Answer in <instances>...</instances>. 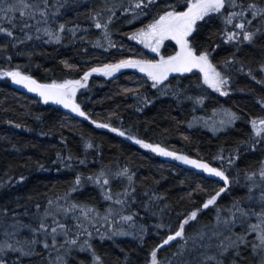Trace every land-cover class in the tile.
Wrapping results in <instances>:
<instances>
[{"label": "trees", "instance_id": "obj_1", "mask_svg": "<svg viewBox=\"0 0 264 264\" xmlns=\"http://www.w3.org/2000/svg\"><path fill=\"white\" fill-rule=\"evenodd\" d=\"M61 2L63 7L58 18L67 20L70 24L87 25L86 30L81 28L77 32V36L84 39L70 40V33H66L60 42H49L44 36L43 39L34 38L16 47L10 44L7 53L0 50V67H20L21 71H26L44 82L80 78L89 67L115 61L121 56L154 57L130 36L125 35L139 27V24L126 23L129 14H122L120 10H117L118 18L111 25L114 46L109 45L102 35L103 30L94 26L89 12L90 9L100 10L106 0ZM112 2L113 0H107V3ZM223 28L222 18L207 21L196 34L195 43L201 49H214V62L231 78L230 90L226 95L215 93L203 85L197 72L176 76L167 81L171 85L164 89L167 94H161L160 89L152 88L149 79L133 82L142 78L131 72L113 78L92 73L88 83L82 84L83 87L77 90L76 97L82 108L94 119L101 121V125L74 118L60 109L44 105L21 92L10 80H0V240L4 238L5 229L10 230L9 221L14 219L11 212L20 214L18 218L25 223L36 224L44 208L49 206V199L62 198L65 193L71 200L96 203L103 210L101 203L105 201L99 189L87 182L88 174L102 165L113 171L127 165L135 174L137 200L134 205L143 214L136 215L131 223L144 227L142 236L140 230L132 237H93L92 243L104 264H147L152 248L169 234L157 227L159 223L167 225L172 221L174 228L179 227L183 216L198 208L200 211L195 220L208 225L213 219V213L228 209L235 198L245 197L246 187L239 185L232 188L231 183L215 204L203 208L208 195L217 191L211 186V181H206L201 175L187 176L184 170L190 169L185 165L162 160L165 156L161 155L160 158V155L143 148L130 137L102 127L103 123H111L139 138L208 160L217 167L221 166L213 159L214 156L232 155L236 157L234 166L237 172L257 169L264 160V148L251 149L241 142L249 141L252 136L250 118L264 116V105L259 102L264 97V83H261L264 80V70L259 68L264 63V22L259 18L253 20L250 30H262L252 42L245 41L241 44L239 50L236 42L223 41L220 35ZM4 42V34H0V43ZM120 44L125 47L120 48ZM162 52L164 55H171L174 50L165 46ZM233 54L237 58L236 62H230L231 66L225 67L221 62ZM241 62L246 68L252 69V75L239 70ZM198 83L202 86L198 87ZM137 84H142L143 88L137 89ZM125 88L133 91L126 92ZM180 89L187 91L181 92ZM135 92H141V96L138 97ZM173 92L177 95H173ZM189 94L192 97L203 95L205 99L203 103H199L189 98ZM144 95L152 102L143 101ZM223 108L232 109L242 118L215 135L205 125ZM214 109L217 111L214 112ZM89 141L91 147L87 146ZM57 152L61 153L63 161L57 157ZM69 155L73 157L71 161L66 159ZM65 164L71 166L65 167ZM77 173L83 174L85 183L76 191H69L74 185ZM20 176L24 179L19 180ZM119 179L113 180L114 190H119ZM121 180L127 182L126 178ZM152 193L158 194L159 199L152 198L151 208L144 209L142 205L149 200ZM246 200H242L245 207ZM63 201L62 199L60 202ZM37 204L41 206L39 210L36 208ZM4 209H9V213L5 214ZM25 212L28 214H24ZM67 222L72 223L70 217ZM117 224L118 221L116 226ZM29 231L28 228H21L17 239H22V233ZM250 238L247 237L246 245L241 244L239 256L235 255V249H229L221 257L224 264H232L234 258L239 264H255L254 259H251ZM172 245L158 249V257L171 251L174 247ZM261 249L264 250V247ZM57 255V251H50L43 244H37L36 252L32 255H21L16 251L10 252L7 258L12 260L19 257V264H55ZM68 264H92V254L90 251L74 249L73 255L68 257Z\"/></svg>", "mask_w": 264, "mask_h": 264}, {"label": "snow or ice", "instance_id": "obj_2", "mask_svg": "<svg viewBox=\"0 0 264 264\" xmlns=\"http://www.w3.org/2000/svg\"><path fill=\"white\" fill-rule=\"evenodd\" d=\"M62 7L61 0H0V34H4L5 37V42L0 43V50L7 53L10 44L12 47H16L34 38L43 39L44 36L49 42H60L66 33H70V40L84 39V37H78L77 32L81 28L86 30L88 26L79 23L70 24L67 20L59 19L58 15L61 14ZM117 10H120L122 14H129L125 20L126 23L136 22L139 24V27L126 32L125 35L139 41L140 44L153 52L160 53L158 59L138 55L121 56L115 61L89 67L77 79H52L42 82L28 72L21 71L20 67H0V76L10 77L12 81L26 87L31 92L39 93L44 101H55L80 116L87 117L93 124L101 125V121L94 119L82 108L76 97L77 89L82 84L88 83V78L92 73L112 76L120 69H139L140 72L146 73L147 78H150L152 88H158L161 90V94H167L164 89L171 87L165 83L170 73H192L193 69H198L202 76L203 85H208L211 89L226 95L230 90L231 78L226 72L221 71L217 67V63L214 62L212 58L214 49L208 47L201 49V46L195 43L196 34L207 21L222 18L224 28L220 35L223 41L236 42L237 50H239L241 44L245 41L252 42L256 34L262 30L260 28L250 30L253 20L259 18L264 22V2H257V0H248L247 3L245 0H113L112 3H107L106 0L105 5L100 10L90 9L89 12L94 26L103 30L102 35L108 40L110 46H114L112 45L111 25L118 18ZM245 13H250V15L246 16ZM169 39L175 41L177 48L171 55H163L161 46ZM118 46L120 48L125 47L123 44ZM236 59L235 54H233L221 63L225 67H230V62L235 63ZM259 68L264 70V63H261ZM239 70L247 71L249 75L253 74L252 69L246 68L243 62L240 63ZM253 78L256 77L253 76ZM261 83H264V80H261ZM197 86L202 85L198 83ZM136 88L142 89L143 85L137 84ZM125 91L133 90L125 88ZM179 91L186 92L187 89H180ZM135 94L138 97L141 96V92H135ZM172 94L177 95L176 92ZM189 98L199 103H203L205 99L203 95L192 97L191 94H189ZM143 101L152 102L146 95L143 96ZM259 102L264 105V97H261ZM213 111L217 110L214 109ZM220 111L224 116V119L220 121V127L232 125L242 118L239 113L230 108H223ZM249 123L252 128V136L249 141H242L241 143L247 144L251 149L264 148V116H252ZM102 127L111 128L113 132L119 133L121 136L130 137L131 140L145 149H150L166 157H175L186 164L194 165L197 169H202L204 172L222 178L223 186L208 195L202 205L203 208L215 204L217 198L229 188L232 182V178L225 169L214 166L208 160L170 150L169 147L161 143L139 138L124 128L114 127L111 123H103ZM216 130L217 128L214 126L213 131ZM87 146H92L91 141L88 142ZM245 150L247 151V149ZM56 155L63 161L64 158L61 157L60 152H57ZM236 155L238 158V148ZM220 158L223 159V157ZM66 159L71 161L73 157L69 155ZM80 162L84 163L83 160ZM228 164H233L231 158L228 159ZM70 166V164H65V167ZM134 176L135 174L127 165L115 171L102 165L95 172L88 174L87 182L96 185L102 199L106 202L103 210L96 203L71 200L65 193L62 198L49 199V206L44 208L36 224L25 223L18 218L20 214L11 212L14 219L9 221L10 230L5 229L4 238L0 240V264H19V257H14L12 260L7 258L9 253L19 251L21 255H32L36 252L37 244H43L44 248L50 251H57L55 264H68V257L73 255L74 249L90 251L92 264H104L102 257L96 252L92 243L93 236L99 235L103 239L110 235L121 234L123 229L116 226L117 221L121 223L132 222L136 215L143 214L140 212V208L134 205L137 200ZM117 178H126L127 182L119 190H114L112 184L113 180ZM18 179L23 180L24 177L20 176ZM245 179L250 181L247 184L248 193L245 197H238L233 200L228 209V215H224L218 210L215 230H210L209 234V230L204 226L200 232L189 237L185 232V226L190 220L197 218L200 211L198 208L193 209L183 216L175 231L170 230L169 234L152 248L147 264H172L171 260L159 259L157 250L168 245L175 238H180L182 243L177 252L172 254L173 257L181 256L187 249L195 248L197 245L205 250L198 253L201 259L195 261V264H213V262L224 264L221 257L229 249H235V255L239 256L241 244L246 245L248 243V234L253 231L257 233L255 240L259 242L252 244L253 250L264 247V160L261 161L258 169L246 171ZM84 183L83 174L77 173L74 185L69 191H76L77 188L83 187ZM257 187L261 188L259 210L252 207L251 203L245 207L242 200L247 199L252 202L255 195L253 189ZM152 198L159 199V196L152 193L149 200L143 203L144 209L151 208ZM62 199L65 201L64 203L60 202ZM40 207L39 204L36 205L37 210ZM3 212L8 214L9 209H4ZM24 214L27 215L28 213L25 212ZM69 217L72 223L67 222ZM253 217H255L254 220H252ZM221 222L223 223L222 228L220 227ZM236 225L246 226L247 230L235 232L233 229ZM157 227L171 229V225L164 223H159ZM21 228L30 229L31 236L17 239ZM143 231L144 227L141 226V236ZM225 231H227V235H225ZM61 236L63 239H59ZM189 239H192V245H189ZM183 264H194V262L189 259ZM232 264H239V261L234 258Z\"/></svg>", "mask_w": 264, "mask_h": 264}, {"label": "rangeland", "instance_id": "obj_3", "mask_svg": "<svg viewBox=\"0 0 264 264\" xmlns=\"http://www.w3.org/2000/svg\"><path fill=\"white\" fill-rule=\"evenodd\" d=\"M133 40V39H132ZM134 42H136V43H138V44H140V42L139 41H136V40H133ZM143 48H144V50L147 52V53H149L150 55H154V57H149V58H153V59H158L159 58V55H160V53H155V52H153L151 49H148V48H146L143 44H140ZM165 46H168L169 47V49H172V50H176V45H175V41H172V40H166L165 42H164V44L161 46V53L163 54V49H164V47ZM147 53H145L146 55H147ZM164 55V54H163ZM149 56V55H148ZM147 56V57H148ZM135 74V73H134ZM140 76V75H139ZM142 79H135L133 82H135V83H137V81H139V82H144V79H147V78H144V77H142V76H140ZM200 77H201V81H202V76H201V74H200ZM2 79H8V80H10V82L14 85V86H16V87H18V84L17 83H15L14 81H12L11 80V78L10 77H7V76H0V80H2ZM208 88H210L208 85H206ZM80 87H83V85L82 86H80ZM79 87V88H80ZM78 88V89H79ZM77 89V90H78ZM211 89V88H210ZM213 92H215V93H219V94H223V93H220V92H217L216 90H214V89H211ZM224 95V94H223ZM222 119H224V116H223V114H222V112L221 111H218L217 113H215L211 118H210V120L208 121V122H206L207 124V127L209 128V130L213 133V134H217V133H219V132H222L223 130H226L230 125H225L224 127H220V121L222 120ZM204 124V123H203ZM205 125V126H206ZM204 126V125H203ZM216 127L217 128V130L216 131H213V127ZM158 156L160 155V158H161V154H158V153H156ZM215 157V161L218 163V165L219 166H221L223 169H225L226 171H227V173H228V175L232 178V185H231V183H230V185H231V187L233 188V187H238L239 185H241V186H245L246 187V189H247V192L246 193H248V187H247V184L248 183H250V181H247L246 179H245V176H246V172H237V170L235 169V161H236V157L235 156H214ZM220 157H223V159H221ZM173 157H164V159H162V160H165V161H168V162H171V163H178L176 160H173L172 159ZM229 158H231L232 160H233V164L232 165H229L228 164V159ZM258 169V168H257ZM184 172H185V174L187 175V176H190V177H195V175H201V174H198V173H196L195 171H193V170H188V171H186V170H184ZM202 176V175H201ZM203 177V176H202ZM203 178H205V177H203ZM205 179H207V178H205ZM206 181H211V186H213L216 190H218L219 189V187H222V184L221 183H219V182H217V181H213V180H209V179H207ZM124 183H126L125 181L123 182V180H121V179H119V182H118V185H119V187L118 188H120V187H122L123 186V184ZM96 186V185H95ZM261 191V188L260 187H257L256 189H253V193L255 194L254 195V200L252 201V202H249L248 200H246L247 201V207L250 205V203H251V206L252 207H255L257 210H259V208H260V204H259V192ZM246 193H245V195H246ZM69 197V196H68ZM69 199H70V197H69ZM65 201H63V203H64ZM106 203V202H105ZM105 203L103 202V203H101V205H102V208H104L105 207ZM232 205V203H230V205L227 207L228 209H229V207ZM228 209H226V210H224V211H221L222 212V214H224V215H228L229 213H228ZM218 212V211H217ZM217 212H215V214L213 213V219L211 220V223L210 224H208V225H206V224H203V223H200V221H196L195 219L196 218H194V219H192V220H190L187 224H186V226H185V232H186V234L189 236V237H192L193 236V234L194 233H197V232H200L201 231V229H202V227H204V226H206L207 227V229L209 230V234H210V230H215L216 229V224H215V222H216V217H217ZM255 219V217H253L252 218V220H254ZM167 225H171V229H169L168 227H165V228H162L164 231H166V232H168L169 233V231L171 230V231H173V229H174V231L178 228V227H175L174 228V222H172V221H169L168 223H167ZM105 227H107V226H105ZM117 227H119V228H122L123 229V232L121 233V234H117V235H110V236H108V238H119V237H132L133 235H135L138 231H140L141 230V227L138 225V224H135V223H131V222H123V223H121L120 221H118V224H117ZM220 227L222 228L223 227V223L221 222V225H220ZM247 230V228H246V226H241V225H236L235 226V228L233 229V231H235V232H241V231H246ZM22 235H24V237L25 236H27V237H30L31 236V232L29 231V232H27V233H22ZM225 235H227V231H225ZM256 235H257V233L255 232V231H253V232H250L249 234H248V237L250 236L251 238V251H252V253H251V259H254V261H255V264H262V261H264V250H262L261 248L262 247H258V248H256L255 250H253V247H252V244L255 242V243H259L257 240H255V237H256ZM99 236V235H98ZM93 237H96V235L95 236H93ZM215 239V238H214ZM182 243V240L180 239V238H176V239H174L173 241H171V243L167 246V247H169V246H171V244H173L174 245V247H173V245H172V247H173V249H171V251H169L168 253H166V254H164V255H162V257L161 256H159L158 258L159 259H161V260H171L172 261V264H183V262L184 261H186V260H189V259H191V260H193L194 261V264H195V261H197V260H200L201 259V257L198 255V253H200V252H203V251H205L203 248H200L199 247V245H197L195 248H189V249H187L186 251H185V253L183 254V255H181V256H177V257H173L172 256V254L174 253V252H177V250H178V248H179V245ZM193 244V241H192V239H189V245H192ZM167 247H165V248H167ZM165 248H163V249H165ZM76 250H79V249H76ZM229 251V250H228ZM262 253V256H259L260 254ZM224 254L225 253H223L222 254V256H224ZM161 257V258H160Z\"/></svg>", "mask_w": 264, "mask_h": 264}, {"label": "water", "instance_id": "obj_4", "mask_svg": "<svg viewBox=\"0 0 264 264\" xmlns=\"http://www.w3.org/2000/svg\"><path fill=\"white\" fill-rule=\"evenodd\" d=\"M176 45V44H175ZM177 48V46H176ZM125 72H131V73H135L137 75H140L144 78H147L146 76V73H142L140 72L139 69H135V68H125V69H120L118 72L114 73L112 76H105L103 73H97L101 76H104V77H107V78H113L115 76H118V75H121ZM193 72H197L199 73V70L198 69H193ZM187 74H190V73H170L169 74V77L167 78L166 82L169 81L170 79L176 77V76H181V75H187ZM200 74V73H199ZM150 80V78H147ZM165 82V83H166ZM18 88L21 92H23L24 94L28 95V96H31L35 99H37L38 101H40L42 104L44 105H50L54 108H57V109H60L62 112L66 113V114H69L71 116H73L74 118H77V119H80V120H84V121H88L87 117H83V116H80L78 113H75L73 112L71 109H68V108H65L62 104H59L55 101H44L40 96H39V93H35V92H31L29 89H27L26 87L22 86V85H19L18 84ZM173 160H176L178 163L180 164H183L185 165L186 167H188L189 169L195 171L196 173L198 174H201L203 177L209 179V180H213V181H217L219 183L222 184L223 186V181H222V178L220 177H216L215 174H211V173H207V172H204L202 169H197L195 168L194 165H189V164H186L185 162L181 161V160H178L177 158L173 157L172 158ZM176 239V238H175ZM171 242H169L170 244ZM168 244V245H169ZM166 245V246H168ZM166 246H162L160 249L166 247Z\"/></svg>", "mask_w": 264, "mask_h": 264}]
</instances>
